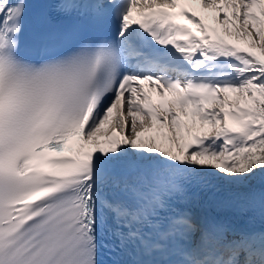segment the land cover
Masks as SVG:
<instances>
[{"label": "snow or ice", "instance_id": "6c2138e0", "mask_svg": "<svg viewBox=\"0 0 264 264\" xmlns=\"http://www.w3.org/2000/svg\"><path fill=\"white\" fill-rule=\"evenodd\" d=\"M28 7L0 0V264H264V0H39L22 44Z\"/></svg>", "mask_w": 264, "mask_h": 264}, {"label": "bare ground", "instance_id": "6f19581e", "mask_svg": "<svg viewBox=\"0 0 264 264\" xmlns=\"http://www.w3.org/2000/svg\"><path fill=\"white\" fill-rule=\"evenodd\" d=\"M154 99H155V97H154ZM257 181H259V180H257Z\"/></svg>", "mask_w": 264, "mask_h": 264}]
</instances>
